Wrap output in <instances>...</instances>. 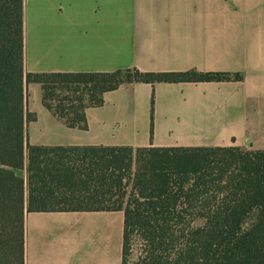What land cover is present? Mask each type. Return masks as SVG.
Instances as JSON below:
<instances>
[{
  "label": "crops",
  "instance_id": "obj_1",
  "mask_svg": "<svg viewBox=\"0 0 264 264\" xmlns=\"http://www.w3.org/2000/svg\"><path fill=\"white\" fill-rule=\"evenodd\" d=\"M30 74L230 73L229 82L129 83L70 129L27 87L31 146L264 151V0H22ZM36 105H30L31 91ZM153 100V104H152ZM35 103V102H34ZM16 175L26 178L24 171ZM122 212L23 215V264H122Z\"/></svg>",
  "mask_w": 264,
  "mask_h": 264
},
{
  "label": "trees",
  "instance_id": "obj_2",
  "mask_svg": "<svg viewBox=\"0 0 264 264\" xmlns=\"http://www.w3.org/2000/svg\"><path fill=\"white\" fill-rule=\"evenodd\" d=\"M22 0H0V255L23 264V215L122 212V264H264V151L237 147L31 146L27 87L64 126L129 83L229 82L230 73L30 74ZM153 104V100H152ZM24 171L26 178L16 175Z\"/></svg>",
  "mask_w": 264,
  "mask_h": 264
},
{
  "label": "rangeland",
  "instance_id": "obj_3",
  "mask_svg": "<svg viewBox=\"0 0 264 264\" xmlns=\"http://www.w3.org/2000/svg\"><path fill=\"white\" fill-rule=\"evenodd\" d=\"M30 96H31L30 105L33 108L36 105V98H35L36 94L33 90L31 91ZM139 250H140L139 243L134 241L132 244L131 253L127 258V264H135L139 256ZM0 264H19V260L16 257H11L9 255L8 256L0 255Z\"/></svg>",
  "mask_w": 264,
  "mask_h": 264
}]
</instances>
